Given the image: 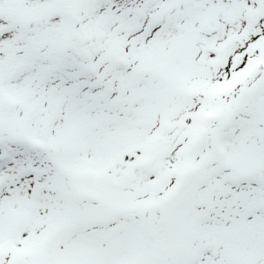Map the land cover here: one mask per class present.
I'll list each match as a JSON object with an SVG mask.
<instances>
[{"label": "snow or ice", "instance_id": "snow-or-ice-1", "mask_svg": "<svg viewBox=\"0 0 264 264\" xmlns=\"http://www.w3.org/2000/svg\"><path fill=\"white\" fill-rule=\"evenodd\" d=\"M0 264H264V0H0Z\"/></svg>", "mask_w": 264, "mask_h": 264}]
</instances>
